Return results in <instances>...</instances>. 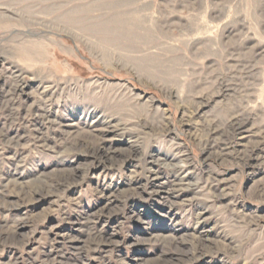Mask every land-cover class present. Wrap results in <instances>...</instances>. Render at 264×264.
I'll list each match as a JSON object with an SVG mask.
<instances>
[{"label": "rangeland", "instance_id": "rangeland-1", "mask_svg": "<svg viewBox=\"0 0 264 264\" xmlns=\"http://www.w3.org/2000/svg\"><path fill=\"white\" fill-rule=\"evenodd\" d=\"M263 136L264 0H0V264H264Z\"/></svg>", "mask_w": 264, "mask_h": 264}, {"label": "bare ground", "instance_id": "bare-ground-1", "mask_svg": "<svg viewBox=\"0 0 264 264\" xmlns=\"http://www.w3.org/2000/svg\"><path fill=\"white\" fill-rule=\"evenodd\" d=\"M243 126H242V123H236L235 121H233L232 122V124H231V130L232 131H234V130H239V129H241ZM230 128V127H229ZM105 131V130H104ZM103 131V132H104ZM231 131V132H232ZM249 131V130H248ZM108 132V131H107ZM106 132V133H107ZM105 133V132H104ZM239 133V132H238ZM101 134H102V132H101ZM210 135V134H209ZM104 136V135H103ZM256 137V136H255ZM258 137V136H257ZM264 137V136H263ZM102 139V138H101ZM103 140H104V138H103ZM257 140V139H256ZM264 141V140H263ZM259 142V144H257V142H255L256 143V147L255 148H257V149H259V150H263L264 148V142ZM235 145V144H234ZM247 145V144H246ZM99 149V151H98V156H99V158L100 157H103L104 155H106V153L108 152H105L106 150L104 149V147H99L98 148ZM228 149H229V147H228ZM256 150V149H255ZM254 150V151H255ZM231 151V150H230ZM245 151H246V148H245ZM264 151V150H263ZM219 152H221V151H219ZM235 153V152H234ZM236 153H237V151H236ZM228 154V153H227ZM233 154V153H232ZM239 154V153H238ZM221 155V154H220ZM224 155V154H223ZM231 155V154H230ZM226 156V155H225ZM224 157V156H223ZM237 158H238V155L236 156ZM187 159V158H186ZM241 160H243V158L241 159ZM260 160V159H259ZM186 164V163H185ZM178 165H179V163H178ZM174 166V165H173ZM177 166V165H176ZM181 166V165H180ZM189 167V166H188ZM191 167V166H190ZM178 168H179V166H178ZM178 171V170H177ZM189 174V173H188ZM183 180V179H182ZM182 180H178V182L175 180V181H173V183H172V186H181L182 184H184L183 182H182ZM216 181V180H215ZM186 184V183H185ZM219 185V184H218ZM174 187V188H175ZM189 190V189H188ZM163 192H164V190H163ZM167 191H165V193H166ZM166 194H168V193H166ZM163 197V196H162ZM217 197V196H216ZM219 197V196H218ZM253 219V218H252ZM249 221V220H248ZM251 221V220H250ZM256 222V220H253V221H251L250 223H252V224H254ZM248 224H249V222H248ZM201 240H197L196 242H195V246H197L198 244H200V243H202V242H200ZM194 249V248H193ZM195 252V251H194Z\"/></svg>", "mask_w": 264, "mask_h": 264}]
</instances>
